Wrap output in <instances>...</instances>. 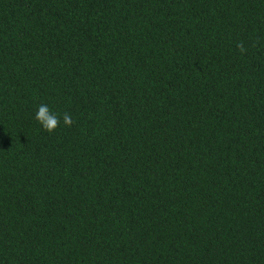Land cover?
Returning <instances> with one entry per match:
<instances>
[{
    "label": "trees",
    "instance_id": "obj_1",
    "mask_svg": "<svg viewBox=\"0 0 264 264\" xmlns=\"http://www.w3.org/2000/svg\"><path fill=\"white\" fill-rule=\"evenodd\" d=\"M0 264H264V0H0Z\"/></svg>",
    "mask_w": 264,
    "mask_h": 264
},
{
    "label": "clouds",
    "instance_id": "obj_2",
    "mask_svg": "<svg viewBox=\"0 0 264 264\" xmlns=\"http://www.w3.org/2000/svg\"><path fill=\"white\" fill-rule=\"evenodd\" d=\"M241 52L245 51L243 44H238ZM35 119L41 124L44 130L54 132L60 125V116L53 112L47 104H41L35 113ZM63 122L67 126L73 123L72 117L69 113H63Z\"/></svg>",
    "mask_w": 264,
    "mask_h": 264
}]
</instances>
